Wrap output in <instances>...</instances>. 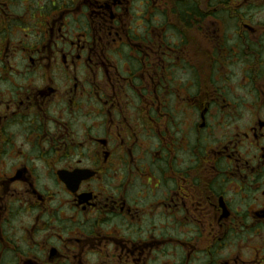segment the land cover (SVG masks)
I'll use <instances>...</instances> for the list:
<instances>
[{
	"label": "flooded vegetation",
	"instance_id": "af4514ba",
	"mask_svg": "<svg viewBox=\"0 0 264 264\" xmlns=\"http://www.w3.org/2000/svg\"><path fill=\"white\" fill-rule=\"evenodd\" d=\"M0 264H264V0H0Z\"/></svg>",
	"mask_w": 264,
	"mask_h": 264
},
{
	"label": "rangeland",
	"instance_id": "374dc122",
	"mask_svg": "<svg viewBox=\"0 0 264 264\" xmlns=\"http://www.w3.org/2000/svg\"><path fill=\"white\" fill-rule=\"evenodd\" d=\"M199 55V54H198ZM198 55H192L193 60H197L198 61ZM199 62H200V56H199Z\"/></svg>",
	"mask_w": 264,
	"mask_h": 264
}]
</instances>
